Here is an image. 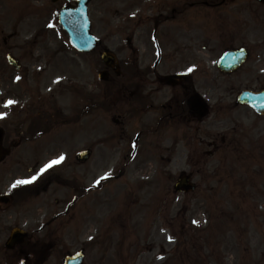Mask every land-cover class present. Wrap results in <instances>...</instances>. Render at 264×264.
I'll list each match as a JSON object with an SVG mask.
<instances>
[{
	"label": "rangeland",
	"instance_id": "1",
	"mask_svg": "<svg viewBox=\"0 0 264 264\" xmlns=\"http://www.w3.org/2000/svg\"><path fill=\"white\" fill-rule=\"evenodd\" d=\"M58 2L0 0V113H6L0 117V196L11 197L7 207L0 205V264H62L80 250L82 264H264V117L240 109L221 122L210 118L205 129L232 134L226 150L203 154L202 170L193 173L196 189L175 193L176 177L188 170L185 157L151 158L150 149L136 143L135 157L123 158L133 143L128 138L125 150L117 144L110 110L79 112L85 92L97 91L102 66L98 50L71 47L53 11ZM243 6L241 14L207 15L203 39L210 40L215 28L218 34L242 28L249 55H264V4ZM95 9L89 12L92 32L102 37L99 4ZM111 42L106 29L104 47L122 48ZM7 53L19 60V69L7 63ZM257 76L260 83L264 69ZM8 100L15 103L4 107ZM47 111L71 122L40 136L19 133L25 114ZM84 149L91 155L79 162L75 155ZM61 155L64 160L39 175L21 203L12 199L16 180ZM14 226L30 236L8 250L4 242Z\"/></svg>",
	"mask_w": 264,
	"mask_h": 264
},
{
	"label": "flooded vegetation",
	"instance_id": "2",
	"mask_svg": "<svg viewBox=\"0 0 264 264\" xmlns=\"http://www.w3.org/2000/svg\"><path fill=\"white\" fill-rule=\"evenodd\" d=\"M75 2L61 0L53 11L63 4L74 6ZM241 2L250 0H90L87 14L91 29L94 24L89 12L96 10L97 4L105 28L99 46L105 45L102 41L107 29L110 44L122 48L117 50L119 74L102 65L106 77L96 92L85 93L83 113L110 110L114 138L125 140L133 132L138 134L137 140L149 137L150 150L156 157L170 159L180 153L187 161L188 170L184 171H201L203 147L212 148L208 154L212 156L226 150L227 137L221 135L218 142V132L204 129V124L209 118H222L238 110L234 93L253 86L236 71L224 73L212 65L220 49L246 46L241 29L230 33L225 27L218 34L215 28L211 39L204 40L203 21L207 15L215 19L234 14ZM206 47L208 54L203 52ZM257 65L249 64L251 69ZM189 68L193 70L189 72ZM211 94L217 96L213 101L208 97ZM25 117L29 132L36 120L32 115Z\"/></svg>",
	"mask_w": 264,
	"mask_h": 264
},
{
	"label": "water",
	"instance_id": "3",
	"mask_svg": "<svg viewBox=\"0 0 264 264\" xmlns=\"http://www.w3.org/2000/svg\"><path fill=\"white\" fill-rule=\"evenodd\" d=\"M89 0H78L75 7H62L58 13L59 22L66 30L72 44L81 51H89L94 48L99 41L94 38L89 32V23L86 16V5ZM264 2V0H260ZM236 53L226 52L218 62V65L223 70H229L234 68L243 60V54L239 61L235 58ZM102 61L112 66L117 71V64L114 55L110 51H104L102 53ZM237 58V57H236ZM8 61L18 68V64L14 58L8 55ZM237 101L250 105L257 113L264 114V91L261 93L242 92L238 95ZM1 140V132H0ZM89 151L80 152L77 158L80 160H86L88 158ZM174 188L176 191H188L194 188L193 184L189 183V176L181 174L175 181ZM26 233L18 228L12 229L10 236L6 240V246L8 248L13 247L16 243L23 242ZM82 255L78 252L75 255H67L64 257L63 264H80Z\"/></svg>",
	"mask_w": 264,
	"mask_h": 264
},
{
	"label": "snow or ice",
	"instance_id": "4",
	"mask_svg": "<svg viewBox=\"0 0 264 264\" xmlns=\"http://www.w3.org/2000/svg\"><path fill=\"white\" fill-rule=\"evenodd\" d=\"M192 70H193L192 68H189L188 69L189 72H191ZM17 79H19V77H17ZM14 103H15V101L8 100V101L5 102L4 107H9V106H11ZM4 115H6V113H0V117H3ZM64 158L65 157L63 155H61L57 159H54V160L50 161L49 163L45 164L39 170V172L36 175H34V176L30 177V178L16 180L11 185V187L12 188H16L19 185H26V184L33 183L39 177V175L43 174L47 169L51 168L52 166H54V165L59 164L60 162H62L64 160ZM109 175H110V173H106L104 176L100 177L99 180L96 181V183H99L101 180L106 179ZM193 222L196 223V221H193ZM169 239H171V237H169Z\"/></svg>",
	"mask_w": 264,
	"mask_h": 264
}]
</instances>
